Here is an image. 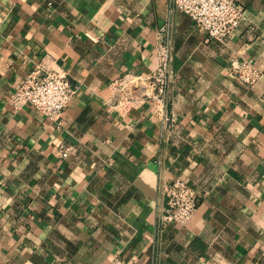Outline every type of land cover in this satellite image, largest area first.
<instances>
[{"label":"crops","instance_id":"1","mask_svg":"<svg viewBox=\"0 0 264 264\" xmlns=\"http://www.w3.org/2000/svg\"><path fill=\"white\" fill-rule=\"evenodd\" d=\"M242 3L222 43L172 0H0V264H264V0ZM165 24L166 105H124ZM243 59L255 85L231 73ZM37 65L76 89L58 121L9 101ZM177 177L200 203L160 229Z\"/></svg>","mask_w":264,"mask_h":264},{"label":"built area","instance_id":"2","mask_svg":"<svg viewBox=\"0 0 264 264\" xmlns=\"http://www.w3.org/2000/svg\"><path fill=\"white\" fill-rule=\"evenodd\" d=\"M172 3L175 8L187 13L197 25L203 27L210 38L222 43L227 41L246 15L242 0H172ZM167 32V24L157 31L156 69L145 77L121 85V101L124 105L134 103L140 97L149 98L161 107L166 105L173 80V45ZM231 73L251 86L255 85L262 75V71L249 59L233 60ZM75 92V87L65 75L46 71L37 65L10 93L9 101L15 110L29 105L50 120L58 121L69 107ZM71 151V147H63L62 157H69ZM164 195L165 207L158 219L159 228L163 229L169 224L187 226L198 209L200 193L187 181L177 177L164 186ZM108 264L130 263L116 257Z\"/></svg>","mask_w":264,"mask_h":264},{"label":"bare ground","instance_id":"3","mask_svg":"<svg viewBox=\"0 0 264 264\" xmlns=\"http://www.w3.org/2000/svg\"><path fill=\"white\" fill-rule=\"evenodd\" d=\"M136 83V82H135ZM135 85V84H134Z\"/></svg>","mask_w":264,"mask_h":264}]
</instances>
